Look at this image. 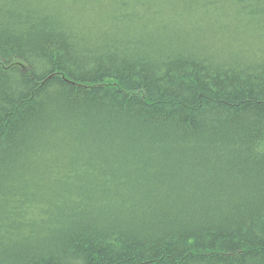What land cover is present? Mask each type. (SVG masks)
<instances>
[{
    "label": "trees",
    "instance_id": "trees-1",
    "mask_svg": "<svg viewBox=\"0 0 264 264\" xmlns=\"http://www.w3.org/2000/svg\"><path fill=\"white\" fill-rule=\"evenodd\" d=\"M0 264H264V0H0Z\"/></svg>",
    "mask_w": 264,
    "mask_h": 264
}]
</instances>
